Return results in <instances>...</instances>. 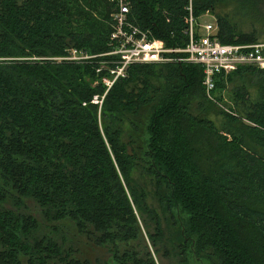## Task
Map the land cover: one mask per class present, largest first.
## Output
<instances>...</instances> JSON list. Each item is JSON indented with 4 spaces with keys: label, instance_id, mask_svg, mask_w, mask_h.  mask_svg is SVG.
Returning <instances> with one entry per match:
<instances>
[{
    "label": "trees",
    "instance_id": "obj_1",
    "mask_svg": "<svg viewBox=\"0 0 264 264\" xmlns=\"http://www.w3.org/2000/svg\"><path fill=\"white\" fill-rule=\"evenodd\" d=\"M127 1L130 22L185 45L189 0ZM191 4L221 43L264 42V0ZM116 10L0 0V264H105L57 237L62 222L116 264H157L145 239L174 264H264V69L216 76L217 101L189 62L132 64L106 90ZM71 47L96 57L49 59Z\"/></svg>",
    "mask_w": 264,
    "mask_h": 264
},
{
    "label": "built area",
    "instance_id": "obj_2",
    "mask_svg": "<svg viewBox=\"0 0 264 264\" xmlns=\"http://www.w3.org/2000/svg\"><path fill=\"white\" fill-rule=\"evenodd\" d=\"M115 1L117 10L112 16L114 29L109 37L111 49L102 54L111 57L109 65H112L108 67L112 77L102 79L106 90L117 79L124 77L132 64L189 62L198 64L202 68V85L206 97L217 101L214 94L216 76L246 65L264 69V42L221 43L216 36L215 19L213 23H199L200 17L195 18L192 13L191 0L186 7L188 18L184 31L185 45L176 47L166 46L163 40L153 37L149 30L141 29L130 22L127 19L129 11L127 0ZM94 57H96L94 54L86 50L71 47L64 56L49 59L86 62ZM99 70L100 67L97 68V71ZM97 98L98 96H94L92 102L98 103Z\"/></svg>",
    "mask_w": 264,
    "mask_h": 264
},
{
    "label": "rangeland",
    "instance_id": "obj_3",
    "mask_svg": "<svg viewBox=\"0 0 264 264\" xmlns=\"http://www.w3.org/2000/svg\"><path fill=\"white\" fill-rule=\"evenodd\" d=\"M213 21H214V16L206 11L203 15L200 16L199 23H202V24H205L207 22L213 23ZM198 28H200V26ZM97 100H98V103H101V99L97 98ZM148 203L154 208V210L158 209V205L154 200L148 198ZM30 207H31V210H33L35 215L38 217L39 222L44 227V232H48L49 228L54 227L53 224H51L50 222L42 218L41 215L37 213L35 206L30 205ZM56 224L60 228L58 231L57 237H62L66 241L67 245H70L78 249V251H80V253L84 257L88 258L91 261L101 260L105 264H116L113 261L112 256H110L107 253V251L103 249V247L94 244V242H92L90 238L75 231L73 226L72 227L69 226L70 223L62 222V223H59V224L56 223ZM145 241L149 248V251L151 252V255L154 257L157 264H162V263L163 264H172V263L174 264L175 263L173 262L175 259H173L172 262H169L170 258L173 257V255H171L168 258L155 255L148 239H145ZM141 245H142V241H141Z\"/></svg>",
    "mask_w": 264,
    "mask_h": 264
},
{
    "label": "bare ground",
    "instance_id": "obj_4",
    "mask_svg": "<svg viewBox=\"0 0 264 264\" xmlns=\"http://www.w3.org/2000/svg\"><path fill=\"white\" fill-rule=\"evenodd\" d=\"M103 63V62H102Z\"/></svg>",
    "mask_w": 264,
    "mask_h": 264
}]
</instances>
